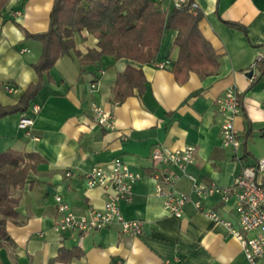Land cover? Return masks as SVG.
<instances>
[{
    "label": "crops",
    "instance_id": "1",
    "mask_svg": "<svg viewBox=\"0 0 264 264\" xmlns=\"http://www.w3.org/2000/svg\"><path fill=\"white\" fill-rule=\"evenodd\" d=\"M174 1L156 0L163 11H170ZM193 1L203 14L199 30L218 56L215 74L189 71L175 76L174 29L164 31L159 56L150 62L105 55L95 63H81L75 51L84 54L97 48V39L81 30L74 34L75 51L56 60L31 101L30 105L40 106L39 111L29 106L23 113L0 118V151L32 152L42 158L25 184L12 191L19 197L18 214L7 220V237L0 238V264H250L227 228L191 203L185 205L182 217L169 214L150 177L154 146H195L194 161L176 183L184 192L190 190L188 175L205 184L231 185L243 166L253 165L263 155L264 58L251 80L247 73L257 52H264V0ZM52 3L8 0L1 8V105L15 104L37 81L31 64L40 55L41 42L26 33L47 30ZM158 62L165 65L159 67ZM127 66L142 71L145 90L139 94L134 89L119 102L112 88ZM99 69H103L100 76ZM93 80L97 85L91 89ZM7 85L12 91L5 89ZM230 86L242 92L241 109L234 117L241 141L239 158L231 148L221 146L219 133L216 98ZM92 104L111 112L112 129L94 121ZM22 117L33 119L29 134L19 126ZM115 157L141 174L133 184L132 200L118 204L126 219L141 220V232L125 234L118 224L84 234L54 230L59 218L55 194L75 214L102 208L111 190L86 186L85 175L94 166L107 168ZM205 206L238 228L232 204L213 196Z\"/></svg>",
    "mask_w": 264,
    "mask_h": 264
},
{
    "label": "trees",
    "instance_id": "2",
    "mask_svg": "<svg viewBox=\"0 0 264 264\" xmlns=\"http://www.w3.org/2000/svg\"><path fill=\"white\" fill-rule=\"evenodd\" d=\"M7 2L0 0V10ZM202 17L198 9L189 12L187 8L173 7L163 11L156 0H53L47 30L26 33L27 37L41 42L40 55L31 64L37 81L27 86L15 104H0V118L29 108L56 60L75 51L74 34L81 30L97 39V48L88 49L84 54L75 51L81 63H95L105 55L150 62L159 56L164 31L174 29L177 33L173 44L178 47L172 67L175 76L178 78V73L186 75L189 71L202 76L215 74L218 56L199 30ZM227 23L238 26L235 22ZM134 89L142 94L145 80L140 69L127 66L116 76L113 97L120 102ZM41 160L37 153L0 151V238L7 237V220L15 219L18 214L19 197L13 195V189L25 184Z\"/></svg>",
    "mask_w": 264,
    "mask_h": 264
},
{
    "label": "built area",
    "instance_id": "3",
    "mask_svg": "<svg viewBox=\"0 0 264 264\" xmlns=\"http://www.w3.org/2000/svg\"><path fill=\"white\" fill-rule=\"evenodd\" d=\"M174 8H187L189 12H195L197 4L192 0H175ZM25 50V49H23ZM264 58V52L258 51L251 64L253 78L255 68ZM163 67L165 62H158ZM99 76L103 69H99ZM97 80L90 83L94 89ZM7 91H12V86H5ZM242 92L234 86L228 87L221 96L216 98L217 112L220 116L219 133L222 147L231 148L235 158L238 157L240 138L234 126V117L240 112ZM30 108L38 112L40 106L32 103ZM93 119L99 125L112 129L114 126L113 116L110 111L102 106L92 104ZM33 119L22 117L19 126L29 134ZM153 170L150 177L155 182V194L162 198L163 208L175 217H182L184 207L191 203L194 208L209 216L215 221L221 222L236 238L243 249L245 258L250 264H264V145L263 155L253 165L243 166L235 176L231 185H218L215 183L205 184L199 182L192 175L188 192L176 188V183L185 168L195 159V146L189 144L179 148L166 146H154L150 152ZM69 176L70 172H66ZM141 177L139 172L129 169L119 157L113 158L108 167H92L85 175V183L88 187L100 186L110 189L107 198L100 209L90 208L84 214H75L61 195L55 194V208L59 218L53 228L57 232L77 231L84 234L88 231L118 224L120 230L129 235L141 232L142 222L139 219H126L118 204L130 202L133 198V184ZM216 196L222 203H230L237 215L238 228L234 227L230 220L222 219L214 210L205 206V201ZM256 231L252 236L245 233Z\"/></svg>",
    "mask_w": 264,
    "mask_h": 264
},
{
    "label": "water",
    "instance_id": "4",
    "mask_svg": "<svg viewBox=\"0 0 264 264\" xmlns=\"http://www.w3.org/2000/svg\"><path fill=\"white\" fill-rule=\"evenodd\" d=\"M251 74H252V71H249V72L247 73L248 76H251Z\"/></svg>",
    "mask_w": 264,
    "mask_h": 264
}]
</instances>
